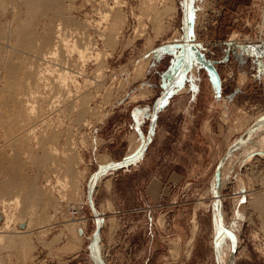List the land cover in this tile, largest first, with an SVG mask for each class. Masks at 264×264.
Listing matches in <instances>:
<instances>
[{"label":"rangeland","instance_id":"obj_1","mask_svg":"<svg viewBox=\"0 0 264 264\" xmlns=\"http://www.w3.org/2000/svg\"><path fill=\"white\" fill-rule=\"evenodd\" d=\"M0 1L3 7L10 6L5 10L0 6L3 34L6 21L26 19L28 10L20 0ZM149 1L119 0L126 18L114 43L103 40L111 17L105 20L102 12L115 0H61L62 10L78 21L77 26L88 22L92 27L86 24L84 30L90 29V56L86 63L78 62L81 67L76 62L73 66L78 67L77 86L70 82L71 92L65 90L63 96L69 95L56 106L48 107L42 97L35 99L37 107L47 102L40 106L42 122L32 133V121L13 118L8 107L6 111L0 106L1 112L9 111L5 118L12 117L10 126L16 127L7 134L0 127V157L8 161L0 166V186L9 181L5 167L17 156L26 194L23 207L9 213L16 216L21 211L24 222L17 225L21 230L33 218V245L23 249L0 241L2 264H56L70 258L76 252L67 253L65 248L73 232L68 227L75 219L84 221L79 224L85 249L80 260L87 253L96 254L97 247L104 260L97 264H159L166 243L170 244L166 264H224L220 251L229 247L231 264H264V2ZM153 5L164 14L160 22L154 20ZM15 13L21 18H14ZM35 18L44 21L41 15ZM99 31L107 34L100 37ZM85 36L81 41L88 39ZM0 41L1 62H12L8 58L12 52L7 55L10 50ZM20 55H14V61H20ZM0 73L1 90L7 82L6 71ZM16 88L19 96L33 91ZM46 92L49 96L50 90ZM1 95L0 91V101ZM79 95L86 97L84 102L80 99L82 105ZM40 139L46 144L42 146ZM70 156L80 160L74 168L79 172L74 181L79 183L71 181L76 189L72 184L70 188L72 176L63 171L69 170ZM134 156L140 157L136 164L121 170V162ZM222 169L220 207L231 233L216 217ZM152 177L171 184L161 191L157 207L145 194ZM95 183L99 187L94 193ZM32 187L40 195L28 194L29 200ZM66 188L74 189L66 193L68 197ZM3 191L0 201L19 193L8 186ZM2 222L0 217V226Z\"/></svg>","mask_w":264,"mask_h":264},{"label":"bare ground","instance_id":"obj_2","mask_svg":"<svg viewBox=\"0 0 264 264\" xmlns=\"http://www.w3.org/2000/svg\"><path fill=\"white\" fill-rule=\"evenodd\" d=\"M20 1H23L24 3L23 2L22 3L27 5L26 6L27 10H28L27 18L26 19L22 18V19H20L19 22L15 23V19H13V18L10 19V17H9L10 20L6 21L7 22L6 28L3 27L5 25L2 26V24H1V26L5 29V31L7 30V32H4V33L2 32L3 34H1V31H2V28H1L0 39L4 40L2 43L4 45V47H6V48H8V50H10V51H8L7 49L6 50L4 49L5 52L8 51V53L6 52L7 55H9L12 52L11 57H12V55L14 57V55L17 56V55H20L18 53H22L21 54L22 58L20 55L21 59H20V61L16 60L17 63H16V61H14L13 57L10 58L9 56H8V58L11 59L12 62H10V60H8L7 57H6L7 63H2L1 62L2 60H0V62H1L0 63V70L6 71V73H4V74H6L5 75L6 77L5 76L4 77H5V82H7L6 86H5L6 88H1V90H0L1 94H2L1 96H3V99H4V100L2 99L3 101L2 100L0 101V106L5 107V108H3L5 110H6V107H8V109L10 110V112L9 111L8 112L10 115H12V117L13 116L15 117L18 115V117H20L22 120L32 121L34 124L30 126V128H29L30 132L28 131L29 133H32V132L36 131V129L39 126V123L42 119V118L40 119L39 116L41 115L40 111H42L44 108L43 107L40 108V106H42V105L44 106V104H46L47 101H48L47 105L49 103L55 105V104H57L56 102H58V104L63 102L64 99L66 98L64 96L65 95L68 96L69 95L68 93L71 92V91H69V89H71L69 86V83L71 82V84H72L74 82L75 83L78 82V81H76V77H78V76H76L78 71H77V69H75L78 67L74 68L73 66H74L75 62L77 65L79 61H82L84 63L85 61H87L86 58H89L88 55L90 54L91 48H89L90 47L88 44L89 41L87 42V40H89V37H91V36L88 35L89 34L88 32H90V29H86V31L89 30V31H87V33L84 31L86 24L89 25L88 22L86 24L81 23L82 29L79 26L80 23H78L79 25L77 26L78 21L74 20L73 19L74 17H72L71 15L67 16L65 14L66 12L64 11L65 9L62 10L63 6L61 7V5H63L62 4L63 1L61 3L60 2L61 0H20ZM2 2H4V1H0V6L3 5ZM149 2H145V4H147ZM9 3L13 4L11 2H9ZM9 3H7V4H9ZM118 3H119V0H115V4L114 5L112 4L113 6L111 4H108L110 6H107V8H105L106 7V4H105V6H104L105 10L102 12V16L105 20L106 19L108 20V17H111V29H110L111 31L109 30V32H108L109 34L107 35V38L103 37L104 39L103 38L102 39L103 40L108 39V41H111L114 43H115V41L118 40L117 35L120 33L119 26L125 22V18H126L124 13L119 8ZM4 5H5V3H4ZM13 6H12V8H13ZM55 6L57 8L55 10H52ZM4 7L9 8L10 6L6 5ZM4 7L2 9H4ZM147 7H148V5H147ZM7 8H6V11H7ZM153 8H155V6ZM13 9L16 11L15 8H13ZM101 9H102V7H101ZM8 10H10V9H8ZM155 10H156L155 12H157V13L153 14L154 20L156 22L162 21L161 17L164 16L163 12H159L160 10H157V8H155ZM6 11L5 12L3 11V12L6 13ZM0 12H1V10H0ZM4 13H1V14H4ZM17 13H15V14H17ZM49 13L51 15H49ZM153 13H154V11H153ZM18 14L16 16H14V18L18 17ZM36 15H41L44 18V21H42V22L38 21L37 22V19L35 18ZM19 17L21 18V16H19ZM16 20H18V19H16ZM6 22H4V23H6ZM99 25H101V23H99ZM101 27H100V31H101ZM90 28H92V27L90 26ZM4 29H3V31H4ZM96 29H99V27L98 28L96 27ZM102 30H104V29L102 28ZM99 32H97V33H99ZM84 33H86L88 37L85 36ZM102 34L106 35L107 32L106 33L103 32V33L99 34V35H101L100 37L103 36ZM83 36L88 38V39H86V38L83 39V41L86 40V44H82V43H85V41L84 42L81 41ZM91 43H92V41H91ZM93 43H94V41H93ZM92 44H91V46H93ZM3 45H2L1 49L4 48ZM93 48H94V46H93ZM91 51H93V50H91ZM76 55L79 57V60H78V58L76 60H74V57H76ZM16 59H19V58H16ZM79 67H81V64L79 65ZM85 67H86V65H85ZM82 69H80V70H82V72H80V73L84 74V72H85L84 68H82ZM2 78H3V76H2ZM77 84L78 83L73 84V85L77 86ZM23 87H28L30 89H33V91L31 92V95H27L23 92V94L21 95V93H20V96H19V94L15 92V88L16 89H19V88L23 89ZM47 90L48 91L50 90L49 96H48V93L46 92ZM65 90H67L68 93L65 92L64 93L65 95L63 96V92ZM28 96H29V98L30 97L33 98V101H32L33 103L30 101ZM81 96L83 97V95H81ZM5 97L7 98V100H5L6 99ZM39 97H42V99H47V101L45 100L46 102H44V104H41V102H40V106L37 107V105L35 103L36 102L35 99L39 98ZM82 97H80V95L78 97L79 103H81L80 105H82V103L86 100L85 96L83 98ZM62 98H64V99H62ZM81 98H82L83 102L80 100ZM50 104L48 105V107L50 106ZM53 105L51 106L52 108H53ZM58 106H59V108H61L60 105H58ZM68 108L66 107V109H68ZM1 110H0V127L5 131V133L6 132L9 133L8 131L11 129L12 126H13V128L11 130H13L16 127H14V125L10 126V123H12V122H10L12 120V117L9 121L6 120L5 117L7 116L8 112L7 113H4V112H6L7 110L6 111L4 110V112H1ZM51 110H53L55 112L58 109H56V110L50 109V111ZM61 110H64V109H61ZM53 111H51V113ZM81 111H83V110L81 109ZM81 111L79 113H81V117H83L85 114H82V113H85V110H84V112H81ZM45 116L46 115H44L43 118H46ZM79 116H80V114H79ZM41 117H42V115H41ZM44 120H43V122H44ZM12 124H14V123H12ZM51 129H53V127ZM15 130H13V132ZM44 131H46V130L44 129ZM44 131H43V133H44ZM50 131H52V130H50ZM53 131H55V129H53ZM16 132H18V131H16ZM55 132H58V130H56ZM1 134H2V132L0 133V135ZM4 136H6V135L4 134ZM44 136H46V134ZM3 138L5 139L6 137H3ZM35 139L38 140L37 138H35ZM6 140H7V138H6ZM39 141H40V143H42L41 142L42 139H40ZM43 141H45V140H43ZM5 142H7V141H5ZM45 142L42 143V146H43V144H46ZM45 146L46 145H44V147ZM55 150H56V147H55ZM53 151H54V149H53ZM55 154L57 155L56 152H55ZM66 154H67V152L65 153V155ZM2 156H4V155H2ZM49 156H48V159L50 160L51 157H49ZM66 156L68 157V155H66ZM46 157H45V159H46ZM4 158H6V157L4 156ZM4 158L2 159V157H0V166L3 164L5 165V163L8 162V161L6 162V160H4ZM15 158H13V159L11 158L12 160L10 159L9 165L6 164L8 167H5V168L7 169V172H8V175L10 178L8 179L9 181L6 182L5 184H4V182H2L4 185L0 186V193L4 192L3 191L4 186H8V188H10V189H12V188L16 189L17 188L19 190V193L14 194V196H12L10 198H4L3 197L2 200L0 201V206L2 208V209H0V217L3 221L1 226H0V241H5L7 244L14 245L15 247L27 249L33 245V242H32L33 230L31 229L33 226V221H32L33 218L32 219L30 218V220L27 222V229L21 230V229L17 228L18 224H21L24 222V217H23L21 211L19 210L20 213L19 214L17 213L16 216L14 213L13 214L9 213L11 210H17L18 208L23 207L22 194H26V193L22 192L24 190V188L23 189L21 188V186L23 187V185L25 184V179L23 178L22 174H20L19 169H18V164H20V162L18 163L19 159L16 158L17 159L16 160ZM64 158H66V157H64ZM45 159H43V160H45ZM48 159L45 160V163L48 162L47 161ZM68 161L70 164V166H68V167H69L71 174L67 173V172H69L68 169L66 171L64 168L63 171H65L67 176H72V177H69V180H68V181H70L69 183H70V188H71V184H72L71 181H73V183H75V185H77V183H79L76 180L74 181L76 174L79 175L78 174L79 172L77 173V171H76L77 169L75 170L74 168H76L75 166L78 165L80 160L77 157H71L70 156ZM21 164L19 165L20 167H21ZM67 165L65 167H67ZM68 174H70V175H68ZM221 174L222 175L220 177V180H221V189H222L223 175H225L223 173V169L221 170ZM58 176L61 177L62 175H58ZM65 177H64V179H65ZM67 178H66V180H67ZM48 179H49V177H48ZM48 179L46 182L50 183ZM58 180L62 181V178H60ZM65 182L66 181L64 180L63 184ZM48 183H46V184H48ZM67 185H68V183H67ZM72 185H74V184H72ZM65 186H66V183H65L64 187ZM61 187H62V185H61ZM51 188L52 187H50V189ZM76 188H77V186H75V189ZM53 190L51 191L52 194H53ZM66 190L64 189V191H66L65 194L70 189L66 188ZM71 190H74V189H71ZM71 190H70V192H72ZM75 191H73L74 194H75ZM11 192H13V191L11 190ZM28 194H30L31 197H33V195L38 196V195H40V190H38L36 187H32L31 193H27V196H28ZM61 195L63 196L62 193H61ZM66 196H67V194H66ZM31 197L28 196L29 200H31ZM64 199H65V197H64ZM61 200H63V199H61ZM55 203H56V201H55ZM55 209H56V206H55ZM29 217H33V216L30 214ZM80 221H81L80 223L84 222L82 220H80ZM80 223L77 219H75V220H73L72 225L68 227V229L73 231V232H71L72 236L70 238V241L67 244V247L65 248V252H67V253L78 252L79 250L82 249L81 245L83 244V239H84V236H83L84 229H83L82 234L79 231H77V230H79V228H81V226H79ZM12 224H14V228L11 229ZM77 232H78V234H77ZM230 254H231V249L229 247L227 250L220 251L219 259L220 260L222 259L223 263L227 264L228 259L230 258ZM2 263L3 262H0V264H2Z\"/></svg>","mask_w":264,"mask_h":264},{"label":"crops","instance_id":"obj_3","mask_svg":"<svg viewBox=\"0 0 264 264\" xmlns=\"http://www.w3.org/2000/svg\"><path fill=\"white\" fill-rule=\"evenodd\" d=\"M132 159L133 160H131V161L124 160L123 162H121L120 169L121 170H124V171L125 170H129V168L127 169V166L126 165L127 164H131L132 165V163L134 161H135L134 164H136V162H137L136 160L140 159V157L139 156H134V158H132ZM145 160H146V156L144 157V159H142V162H144ZM165 181L166 180H164V182H163V181L157 179L156 177H152L149 180V182L146 184L145 194L148 197V199L154 204V207H157V204H158L159 200L162 198L161 197V191H163V190L165 191L167 185H171L170 183H167ZM95 182H96V180H95ZM94 185H95L94 186V191H93V187H91V191L89 193V196H91L92 191L95 193L98 190L99 185H97V183H95ZM257 201H259V200H257ZM216 217H217L218 222H219V218H218L217 212H216ZM101 218L102 217L100 216L99 217V220ZM218 229H220V226H219ZM95 249H96V254H93V253L89 254V253H87V256H86L87 258H85V260H80L81 259L80 258L81 257L80 252H83V250H85V249H81L82 251L76 252V253L72 254L73 256H70V258L64 259L61 262H57L56 264H89V263L90 264H97V260L99 261L100 258H101V260H103V258L101 256V254H98L97 253V247H95ZM166 250L168 252L170 251V244L168 246H166V243H163V251H164L163 256L164 257H163V259H161V261H159V264H162V263L163 264H166V259H167ZM169 258H170V256H169ZM146 260H147V263H149V259H146Z\"/></svg>","mask_w":264,"mask_h":264},{"label":"water","instance_id":"obj_4","mask_svg":"<svg viewBox=\"0 0 264 264\" xmlns=\"http://www.w3.org/2000/svg\"><path fill=\"white\" fill-rule=\"evenodd\" d=\"M218 175L219 176L217 178V192H216V212H217V215H218V218H219L220 226L222 228H224V230L229 231L231 233V231L228 228H226V226L223 224V220H222V212H221V207H220L221 206V191H222V189H221V180H220V172H219ZM79 231H80L81 234L83 233L82 229H80ZM230 261H231V258H230V260H229V262L227 264H231Z\"/></svg>","mask_w":264,"mask_h":264},{"label":"built area","instance_id":"obj_5","mask_svg":"<svg viewBox=\"0 0 264 264\" xmlns=\"http://www.w3.org/2000/svg\"><path fill=\"white\" fill-rule=\"evenodd\" d=\"M263 2H264V0H263Z\"/></svg>","mask_w":264,"mask_h":264}]
</instances>
